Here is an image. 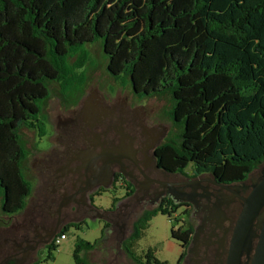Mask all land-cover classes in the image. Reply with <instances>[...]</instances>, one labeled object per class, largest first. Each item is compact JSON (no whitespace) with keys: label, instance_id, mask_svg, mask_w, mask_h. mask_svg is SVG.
Listing matches in <instances>:
<instances>
[{"label":"trees","instance_id":"trees-1","mask_svg":"<svg viewBox=\"0 0 264 264\" xmlns=\"http://www.w3.org/2000/svg\"><path fill=\"white\" fill-rule=\"evenodd\" d=\"M94 50L120 85L167 98L178 167L237 179L264 159V0H0L2 213L33 189L24 130L45 133L50 99L78 100L100 63ZM157 212L122 244L134 264H165L134 250ZM100 238H77L74 263L96 264L84 253Z\"/></svg>","mask_w":264,"mask_h":264},{"label":"flooded vegetation","instance_id":"flooded-vegetation-1","mask_svg":"<svg viewBox=\"0 0 264 264\" xmlns=\"http://www.w3.org/2000/svg\"><path fill=\"white\" fill-rule=\"evenodd\" d=\"M116 76L90 81L74 104L52 98L55 121L48 114L45 133L32 136V192L0 216V264H29L63 226L87 222L121 248L140 217L167 208L181 215L176 264H264V196L254 197L264 159L237 179L178 167L167 153L176 130L169 104L155 110L161 97Z\"/></svg>","mask_w":264,"mask_h":264},{"label":"rangeland","instance_id":"rangeland-1","mask_svg":"<svg viewBox=\"0 0 264 264\" xmlns=\"http://www.w3.org/2000/svg\"><path fill=\"white\" fill-rule=\"evenodd\" d=\"M95 56L98 57V51L94 50ZM99 58V57H98ZM98 68L91 76L92 83H98L103 86L111 83V76L105 70V62L100 58ZM56 100L51 99L48 103V114L55 121L57 114L55 108ZM168 100L165 97L152 99L151 106L161 111L168 107ZM159 112V115H161ZM27 137L28 144L31 147V155L27 161V174L30 179H33L32 172V157H33V133L24 130ZM103 203L106 204L108 196L104 195ZM165 210V209H164ZM169 212L158 211L149 220L147 228L143 231L141 238L136 242L134 250L136 254H141L147 248H152L154 255L165 264H176L179 252V240L172 237V230L179 228L181 223L180 209L167 208ZM2 212L0 211V216ZM1 222V220H0ZM66 238L60 240L56 244V248L49 247L50 245L40 249L34 256L29 264H75L72 256L73 246L77 238H82L87 241L93 242L95 239L100 238L101 233L99 225L95 222H87L79 227L68 226L66 230ZM87 260L91 263H104V264H134L132 260L124 253V251L115 242L114 237L108 240L100 238L94 249L84 253Z\"/></svg>","mask_w":264,"mask_h":264},{"label":"water","instance_id":"water-1","mask_svg":"<svg viewBox=\"0 0 264 264\" xmlns=\"http://www.w3.org/2000/svg\"><path fill=\"white\" fill-rule=\"evenodd\" d=\"M260 196H264V179L260 182L256 192L254 193V197H260Z\"/></svg>","mask_w":264,"mask_h":264},{"label":"built area","instance_id":"built-area-1","mask_svg":"<svg viewBox=\"0 0 264 264\" xmlns=\"http://www.w3.org/2000/svg\"><path fill=\"white\" fill-rule=\"evenodd\" d=\"M65 238H66V233L65 232L64 233H61V234H58V235H56L54 237L53 243L54 244H57L60 240L65 239Z\"/></svg>","mask_w":264,"mask_h":264},{"label":"crops","instance_id":"crops-1","mask_svg":"<svg viewBox=\"0 0 264 264\" xmlns=\"http://www.w3.org/2000/svg\"><path fill=\"white\" fill-rule=\"evenodd\" d=\"M96 264H104V263H96Z\"/></svg>","mask_w":264,"mask_h":264}]
</instances>
